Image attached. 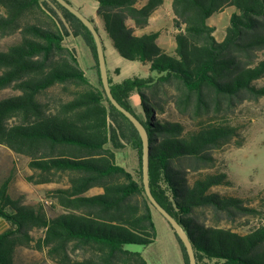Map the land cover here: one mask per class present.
Instances as JSON below:
<instances>
[{
	"label": "trees",
	"instance_id": "obj_1",
	"mask_svg": "<svg viewBox=\"0 0 264 264\" xmlns=\"http://www.w3.org/2000/svg\"><path fill=\"white\" fill-rule=\"evenodd\" d=\"M91 1L120 56L149 65L146 75L120 82L108 69L109 83L147 129L151 191L189 234L197 264H264V223L238 230L264 218V209L251 198L213 191L233 182L226 171H212L215 151L246 140L247 125L232 124L227 115L245 100L264 98L258 83L264 78V0H171L173 50L159 43L156 30L136 33L164 0ZM229 6L236 11L217 40L208 19ZM69 32L90 47L99 85L64 44ZM0 37L11 39L0 48V91L13 90L0 98V145L28 160L29 181L59 183L52 194L60 208L51 214L41 204H24L12 195L10 179L2 181L0 217L9 227L0 233V264H20L21 247L45 252L54 264H148L125 244L155 241L156 209L141 176L116 159V151L129 145L141 174L142 140L104 92L90 32L56 0H0ZM170 107L195 125L168 118ZM93 188L101 192L89 194ZM222 219L242 223L222 225Z\"/></svg>",
	"mask_w": 264,
	"mask_h": 264
},
{
	"label": "rangeland",
	"instance_id": "obj_2",
	"mask_svg": "<svg viewBox=\"0 0 264 264\" xmlns=\"http://www.w3.org/2000/svg\"><path fill=\"white\" fill-rule=\"evenodd\" d=\"M70 1L96 22L103 37L111 79L147 74L149 67L147 63L128 60L120 56L112 45L111 39L105 33L102 21L95 15L93 3L90 0ZM56 10L61 16L60 11ZM234 11H236V8L229 6L208 19V22L215 28L214 35L217 40L223 39L226 27L229 24V17ZM150 20L146 30L158 31L161 45L173 50L174 39L172 34L175 31V27L173 25L171 0H164ZM66 27L69 28L67 23ZM10 40L9 37H0V48L5 47ZM64 44L75 50L88 80L94 85H99L91 49L82 37L69 32L64 37ZM261 55L264 57V52ZM258 83L264 84V78L258 80ZM58 90V87H54L51 91L57 92ZM173 91L174 89L170 88L169 92L172 93ZM11 93H13L11 88H5L0 91V98ZM131 105L135 111H140L137 96L131 98ZM168 112L166 114L168 118L181 119L187 128H192L195 125V121L188 116L179 114L174 107H170ZM226 120L232 124H246L247 127L243 130L246 140L240 147H236L232 143L215 151L217 163L212 171H226L233 184L215 186L213 191H217L220 194L251 198V204L264 209V203H262V201L264 202V98H259L257 101L245 100L227 115ZM116 159L119 164L132 172L136 178L141 176L137 153L129 145H125L116 151ZM31 173L32 170L29 168L28 160L25 157L0 145V184L9 178L12 195L20 199L22 203L29 205L41 204L51 214L58 212L60 208L56 204L52 190L57 188L59 183H33L27 179ZM98 190L100 189L96 188L91 190V192ZM153 219L157 231L155 241L147 246L129 243L125 244V248L141 252L148 264H184L180 245L167 220L157 210H153ZM207 222L210 223V220H207ZM241 223L242 221L228 223L224 219L220 222L222 225ZM249 223V226L240 227L238 230L245 232L254 224L264 223V218L261 220L253 218L249 220ZM16 260L20 264H54L47 259L45 252L27 247H21L17 250Z\"/></svg>",
	"mask_w": 264,
	"mask_h": 264
},
{
	"label": "water",
	"instance_id": "obj_3",
	"mask_svg": "<svg viewBox=\"0 0 264 264\" xmlns=\"http://www.w3.org/2000/svg\"><path fill=\"white\" fill-rule=\"evenodd\" d=\"M56 1L64 8H66L70 13L76 16L90 32L95 45L99 76L104 92L111 104L120 112H122L132 122L142 140L141 176L145 194L151 204L154 206V208L167 220L177 237L182 242L183 246L185 247L189 264H197L195 250L192 241L189 237V234L179 223V221L164 206L160 204V202L155 198L151 191L149 179L150 143L148 132L145 125L140 121V119L135 116L129 109L119 103L111 91L108 67L104 51V43L101 39V33L99 32L95 23L82 11H80L73 4H71L68 0Z\"/></svg>",
	"mask_w": 264,
	"mask_h": 264
},
{
	"label": "crops",
	"instance_id": "obj_4",
	"mask_svg": "<svg viewBox=\"0 0 264 264\" xmlns=\"http://www.w3.org/2000/svg\"><path fill=\"white\" fill-rule=\"evenodd\" d=\"M70 1V0H69ZM91 1V0H90ZM72 2V1H71ZM92 3H93V7H94V13H95V10H96V3L94 2V1H91ZM158 9V8H157ZM156 11V10H155ZM155 13V12H154ZM95 15H96V13H95ZM154 15V14H153ZM152 15V16H153ZM151 16V17H152ZM151 17H150V19H151ZM98 18V17H97ZM99 19V18H98ZM149 19V24H150V20ZM95 22V21H94ZM95 24H96V22H95ZM149 26V25H148ZM147 26V27H148ZM146 27V28H147ZM146 28H144V29H141V30H137L136 31V33H138V34H140V33H145V32H148V31H152V30H146ZM174 39V38H173ZM158 41H159V43H160V40H159V37H158ZM103 43H104V41H103ZM161 44V43H160ZM175 45H176V43H175V41H174V44L172 45L173 47V49H174V47H175ZM163 47H165V46H163ZM104 48H105V46H104ZM167 48V47H166ZM168 49V48H167ZM169 50V49H168ZM104 51H105V56H106V62H107V67H108V69H110V66H109V61H108V58H107V54H106V50L104 49ZM110 71V70H109ZM110 73V72H109ZM122 79H124V78H122ZM121 78H113L112 80H113V82H120L121 80H122ZM58 187V186H57ZM93 189H96V188H93ZM93 189H91V190H93ZM97 189H99V188H97ZM91 190L88 192L89 194H94V193H99V192H101V189L100 190H98V191H96V192H91ZM9 227V223L4 219V218H2V217H0V233L1 232H3L5 229H7Z\"/></svg>",
	"mask_w": 264,
	"mask_h": 264
}]
</instances>
